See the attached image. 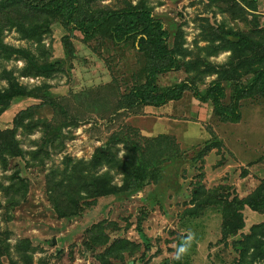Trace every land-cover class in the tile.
<instances>
[{
    "label": "rangeland",
    "instance_id": "374dc122",
    "mask_svg": "<svg viewBox=\"0 0 264 264\" xmlns=\"http://www.w3.org/2000/svg\"><path fill=\"white\" fill-rule=\"evenodd\" d=\"M139 1L96 6L115 10ZM142 1L168 32L169 49L179 52L178 68L158 76L157 87L185 83L203 93L219 80L222 104L230 105V65L236 68L238 58L235 50L220 48H227L220 36L247 33L254 20L264 29V0H236L243 13L229 2L219 8L209 0ZM65 37L75 58L67 54ZM2 40L11 49H0V91L16 85L26 93L0 115V130L12 129L22 111L31 109L32 117L17 130L23 156L0 166V264H101L102 258L109 264H238L234 244L264 226V212L244 207L243 229L223 241L224 213L234 208L206 203L215 193L226 203L247 200L264 183V96L240 100L238 123L221 121L192 90L160 107H129L122 97L146 77L144 55L132 41H86L61 23L38 43L14 28H5ZM12 50L23 54L11 56ZM211 68L216 72L207 73ZM224 69L227 78L220 80ZM99 151L109 164L94 165ZM129 162H135L133 176L122 169ZM130 176L139 179L135 187L126 181ZM94 179H107L115 193L92 199L86 189ZM75 203L91 206L75 212ZM57 205L67 217L59 218ZM100 224L106 244L92 245L89 230ZM116 240L129 245L119 257L108 255Z\"/></svg>",
    "mask_w": 264,
    "mask_h": 264
},
{
    "label": "trees",
    "instance_id": "16d2710c",
    "mask_svg": "<svg viewBox=\"0 0 264 264\" xmlns=\"http://www.w3.org/2000/svg\"><path fill=\"white\" fill-rule=\"evenodd\" d=\"M98 1L101 0H0V49L4 53L11 49L4 45L2 40L5 28H14L22 39L38 43L41 42L42 35L47 33L54 23H61L63 27L78 32L86 41L99 38L100 41L108 40L113 45L132 41L133 44L135 43L137 50L143 53L146 72L145 83L143 86L134 89L135 91L131 92L129 96L122 97V104L128 105L131 103V106L160 107L170 101H179L186 91L192 90L193 96L197 100L211 104L215 116L221 121L238 123L241 119L240 100L251 93L264 96V29L259 27L255 20L246 24L247 33H235L232 30L221 33L220 38L226 43L227 48L225 44L220 48L235 50L236 58H238L236 68L232 64L230 65V69L233 70L231 79L235 81V84L230 105L224 106L222 102L225 99V91L219 80L211 83L203 93L185 83L175 85L170 89L157 87L156 78L158 76L178 68L179 61L176 59V55L179 52L169 49L167 45L168 32L164 29L161 21L152 17V10L146 7L144 1L140 0L135 6L126 3L124 7L115 10L97 7L96 2ZM209 1L210 3H216L219 8H224L223 6L229 2L230 5L235 7L234 10L238 9L240 13L244 12L240 6H237L236 0ZM220 30L222 31V29ZM205 35L204 33V39L206 38ZM231 37L236 38L237 43L230 41L229 38ZM64 39L67 54L71 58H75L76 55L69 38L65 37ZM14 54H23V51L12 50L11 56ZM211 72L215 73L216 71L212 68L207 71V73ZM227 72L228 69L218 72L219 79H226ZM245 75L251 76V78L245 85H241L238 82ZM15 87V90L11 87L6 91H0V115L9 108L16 96H22L26 93L25 89L16 85ZM130 105L128 106L130 107ZM30 117H32L31 109L22 111L12 121L14 124L12 129L0 130L1 167L7 168L8 159H18L23 156L16 135L17 130L23 126V121ZM109 159L105 151H99L93 162L94 165L109 164ZM135 167V162L122 165L123 171L126 174H132L131 176L134 175ZM141 171L142 176L146 174L145 169H141ZM131 176L126 177V181L130 184V187L132 185L135 187L139 179L136 176ZM15 178L19 180L18 173L15 174ZM94 181L93 187L86 189L92 199L108 197L115 193L116 190L114 187H110L107 179H94ZM221 200L222 198L215 193L214 196H210L206 204L211 207L221 205L223 208L225 206L234 208L230 216H226L227 214L224 213V221L221 227L222 240L224 241L235 236L243 229L244 215L242 210H244V207L255 213L264 212V183L247 200L237 201L233 199L231 203H226L224 199ZM82 205L75 203V212H77V208L83 209V207L90 208L91 206L89 203L88 205ZM57 208L59 218L68 216L62 210H59L58 205ZM100 227L101 224L89 230L88 242L90 244H106V240L103 238L106 235L102 233ZM90 244L88 246H91ZM132 247L134 250H131L129 254L135 252V246L132 245ZM128 248L129 245L125 240H116L112 244V248L108 249H111V251H108V255L113 252L115 257H119V252L126 251ZM234 250L239 256L238 264H253L255 262L264 264V226H255L248 236L242 237L234 244ZM100 260L101 264H109L108 260L103 258Z\"/></svg>",
    "mask_w": 264,
    "mask_h": 264
},
{
    "label": "clouds",
    "instance_id": "9594fccd",
    "mask_svg": "<svg viewBox=\"0 0 264 264\" xmlns=\"http://www.w3.org/2000/svg\"><path fill=\"white\" fill-rule=\"evenodd\" d=\"M191 239V237H189ZM187 251V244L181 245L180 247L177 248V253H176V258L179 259L180 255L182 253H185Z\"/></svg>",
    "mask_w": 264,
    "mask_h": 264
},
{
    "label": "water",
    "instance_id": "95a60500",
    "mask_svg": "<svg viewBox=\"0 0 264 264\" xmlns=\"http://www.w3.org/2000/svg\"><path fill=\"white\" fill-rule=\"evenodd\" d=\"M233 41V40H232ZM236 43H237V40L235 39Z\"/></svg>",
    "mask_w": 264,
    "mask_h": 264
}]
</instances>
